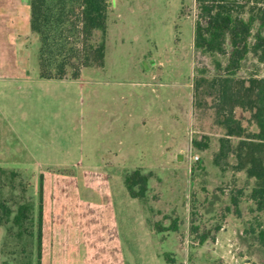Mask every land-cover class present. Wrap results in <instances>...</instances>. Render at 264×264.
<instances>
[{"label": "rangeland", "instance_id": "rangeland-1", "mask_svg": "<svg viewBox=\"0 0 264 264\" xmlns=\"http://www.w3.org/2000/svg\"><path fill=\"white\" fill-rule=\"evenodd\" d=\"M108 3L104 68L83 69L78 80H45L39 78L40 43L30 29V0H0V218L5 217L2 204L12 211L11 220L0 223V264H38L37 218L45 178L58 202H66L59 211L67 221L55 235L50 232L44 264H63L64 238L82 240L75 230L96 232L108 223L103 220L105 179L125 252L134 260L162 252L168 264H218L203 247L213 241L202 246L200 236L216 235L230 223L236 230L231 249L238 261L233 264H264L257 241L264 212H255L251 199L255 181L235 168L234 156H220L225 135L214 110L194 107L197 71L222 75L215 61L228 62V56L195 48L196 0ZM151 72L160 74L161 85L151 80ZM237 77L264 78V64L249 54ZM147 108L157 114L166 110L160 134L144 121ZM112 112L119 119L106 133ZM235 115L245 125L250 117L239 109ZM194 139L209 148L195 149ZM231 141L233 146L238 139ZM136 169L151 173L143 201L131 198L120 182ZM235 200L244 214L228 219ZM26 203L34 207L32 221L13 224ZM174 219L177 233L158 231V224L170 227ZM158 238L161 246L149 244Z\"/></svg>", "mask_w": 264, "mask_h": 264}, {"label": "trees", "instance_id": "trees-1", "mask_svg": "<svg viewBox=\"0 0 264 264\" xmlns=\"http://www.w3.org/2000/svg\"><path fill=\"white\" fill-rule=\"evenodd\" d=\"M196 6L195 48L205 54L228 56V62L223 66L215 61L222 75L210 76L206 68L197 71L194 107L214 110L216 122L225 135L220 156H234L235 168L255 181L251 199L255 212H264V78L237 77L249 54L264 64V0H196ZM108 9V0H30V29L40 43L39 78L78 80L83 69L104 68ZM207 99H212V105ZM237 109L250 114L246 125L236 117ZM234 138L238 142L232 146ZM193 146L200 151L209 148L197 139L193 140ZM150 178L151 173H143L141 169L126 173L124 184L129 196L145 200ZM233 204L240 215L237 200ZM1 207L5 217L0 218V223L9 222L12 211L4 204ZM33 208L29 203L20 205L13 224L31 222L29 214ZM42 222L43 179L37 218L38 264L42 259ZM157 227L160 233L179 230L177 219L170 227L161 224ZM221 229L217 228L215 234ZM192 231L197 233L199 229L195 227ZM215 239L216 235L204 233L200 244ZM257 241L264 248V229L258 232ZM166 258L169 260L168 255Z\"/></svg>", "mask_w": 264, "mask_h": 264}, {"label": "crops", "instance_id": "crops-1", "mask_svg": "<svg viewBox=\"0 0 264 264\" xmlns=\"http://www.w3.org/2000/svg\"><path fill=\"white\" fill-rule=\"evenodd\" d=\"M151 77V80L157 81L159 85H161V79L160 74L151 72L149 74ZM161 113L165 116L166 110L163 109V112H161V108L159 110V113L157 114L155 111L148 110L147 108V117L145 120L148 121V123L151 121L152 127L151 131L153 133L157 132V134H160L161 131L165 130ZM119 115L117 112H112L111 116L106 121L105 124V132L109 133L110 131L114 130V125L117 123ZM132 121V126L134 124V116L133 113L128 115ZM144 125L146 126V122H144ZM133 129V128H132ZM106 162V161H105ZM106 166L113 165L112 163L106 162ZM58 176V175H57ZM106 177V175L104 174ZM63 178L68 179V177L61 176ZM107 178V177H106ZM105 182L102 183L103 187H105L106 191V199L108 202L105 203L104 211L105 216L103 220L107 221V224H102L101 229L97 230L96 232H92L89 230L88 227H84L81 230H78L75 232H79L80 237L82 240H79L77 242H69V240H66L64 238V260L63 264H168L163 255H160L161 253L154 252L152 255H150L149 259H147V256L143 255V258L140 261L134 260L131 256H128L125 252V247L123 240L121 239V234L118 229L117 224V214L116 209L114 205V201L112 198V194L109 189V182L104 180ZM124 180L120 178V182L122 183ZM47 179H44L43 182V222H42V259L41 264H44L45 256H46V245L49 244V236L51 233L55 235L57 231H61V229L64 226V223L67 221V216L65 213L61 215L59 209L61 205L65 204V201L58 202V198L55 195V192L53 191L52 187L47 185ZM125 185V184H124ZM107 187V188H106ZM240 210V209H239ZM232 214H228V219L230 216H234L236 212H231ZM244 214L240 210V215H235L237 218L240 219L241 215ZM230 223H226L222 229L216 233V239L212 242L210 245H206L203 247H206L208 254H210L211 258L217 259L218 264H233V260L238 261L236 258L235 253H233V248L231 243H234V240L232 239L233 235L236 234V230L234 228L230 227ZM51 229V231H50ZM71 230V229H70ZM179 231V230H178ZM177 231V232H178ZM51 232V233H50ZM174 232V233H177ZM65 233V231H64ZM74 233V232H72ZM58 234V233H57ZM78 234V235H79ZM240 234H242L240 232ZM148 235H156L159 234L156 233L155 230H148ZM47 236V239H46ZM76 236V235H75ZM54 240V239H52ZM51 240V241H52ZM150 245L153 247L157 245L161 246L162 240L158 238L156 244H154V240L148 241ZM154 244V245H153ZM208 244V242H207ZM179 246H181L179 244ZM246 246V245H244ZM178 247V246H177ZM176 247V248H177ZM155 248V247H154ZM175 248V249H176ZM264 249L263 247H260ZM159 252V251H158Z\"/></svg>", "mask_w": 264, "mask_h": 264}, {"label": "built area", "instance_id": "built-area-1", "mask_svg": "<svg viewBox=\"0 0 264 264\" xmlns=\"http://www.w3.org/2000/svg\"><path fill=\"white\" fill-rule=\"evenodd\" d=\"M195 159H196V160H198V159H199V157L196 155Z\"/></svg>", "mask_w": 264, "mask_h": 264}]
</instances>
